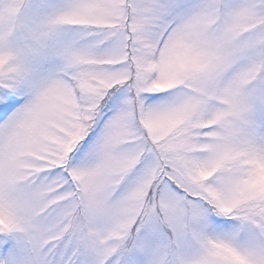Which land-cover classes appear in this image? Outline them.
I'll return each mask as SVG.
<instances>
[{
    "label": "snow or ice",
    "instance_id": "6c2138e0",
    "mask_svg": "<svg viewBox=\"0 0 264 264\" xmlns=\"http://www.w3.org/2000/svg\"><path fill=\"white\" fill-rule=\"evenodd\" d=\"M0 0V264H264V0Z\"/></svg>",
    "mask_w": 264,
    "mask_h": 264
},
{
    "label": "rangeland",
    "instance_id": "374dc122",
    "mask_svg": "<svg viewBox=\"0 0 264 264\" xmlns=\"http://www.w3.org/2000/svg\"><path fill=\"white\" fill-rule=\"evenodd\" d=\"M42 0H22L24 4L21 20H27L34 13L36 6L40 4Z\"/></svg>",
    "mask_w": 264,
    "mask_h": 264
}]
</instances>
